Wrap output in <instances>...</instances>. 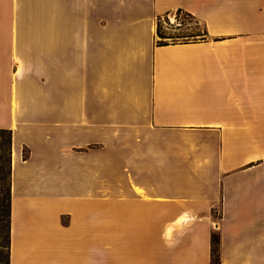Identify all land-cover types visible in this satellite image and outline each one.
Masks as SVG:
<instances>
[{
	"label": "crops",
	"instance_id": "obj_1",
	"mask_svg": "<svg viewBox=\"0 0 264 264\" xmlns=\"http://www.w3.org/2000/svg\"><path fill=\"white\" fill-rule=\"evenodd\" d=\"M0 127L8 264H264V0H0Z\"/></svg>",
	"mask_w": 264,
	"mask_h": 264
},
{
	"label": "rangeland",
	"instance_id": "obj_2",
	"mask_svg": "<svg viewBox=\"0 0 264 264\" xmlns=\"http://www.w3.org/2000/svg\"><path fill=\"white\" fill-rule=\"evenodd\" d=\"M166 17V19H162V28L167 35H172L173 37H159V40L163 39L169 42L178 40L176 35L183 36V34L197 32L204 34V26L196 19H189L190 23L188 21L180 24L181 19L177 17L176 11L168 12ZM6 140L7 133L0 132V264H8V240L10 231L11 164L9 144Z\"/></svg>",
	"mask_w": 264,
	"mask_h": 264
},
{
	"label": "trees",
	"instance_id": "obj_3",
	"mask_svg": "<svg viewBox=\"0 0 264 264\" xmlns=\"http://www.w3.org/2000/svg\"><path fill=\"white\" fill-rule=\"evenodd\" d=\"M176 15H177V17L179 19H181V21L183 23L188 22L189 19H194L195 18V16L191 12L186 11L183 8H178L176 10ZM166 16H167V13L162 14V15H159L158 16V20H157V34L160 37H162V38L172 36V35H167L166 32L162 28V26H163L162 25V19L163 18L166 19L167 18ZM189 34L190 35H196V34H200V32H197V33H189ZM189 34H183V35H189ZM165 43H168V41H165L163 39L159 40V44H165ZM0 132L7 133V140L6 141L9 144L10 164H11V155H12V130L9 129V128L0 127ZM23 154H24V157L25 158L28 156V151H27V148L26 147L24 148ZM9 207H10V205H9ZM9 217H10V208H9ZM212 243H213V249H212V264H218V259H219L218 258V243H219V235H218V233H213ZM8 246H9V240H8ZM8 257H9V250H8Z\"/></svg>",
	"mask_w": 264,
	"mask_h": 264
},
{
	"label": "built area",
	"instance_id": "obj_4",
	"mask_svg": "<svg viewBox=\"0 0 264 264\" xmlns=\"http://www.w3.org/2000/svg\"><path fill=\"white\" fill-rule=\"evenodd\" d=\"M181 23H183L182 21H180V24ZM188 23H190V21L188 22ZM182 35H177V37H178V40H192V39H197V38H200L201 37V35H198V34H196V35H183L182 37H181ZM171 37H173V36H171ZM181 37V38H180Z\"/></svg>",
	"mask_w": 264,
	"mask_h": 264
}]
</instances>
